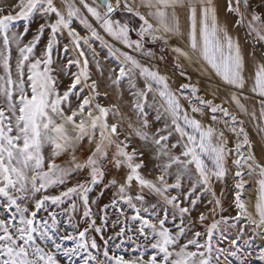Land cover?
<instances>
[{"label":"snow or ice","instance_id":"6c2138e0","mask_svg":"<svg viewBox=\"0 0 264 264\" xmlns=\"http://www.w3.org/2000/svg\"><path fill=\"white\" fill-rule=\"evenodd\" d=\"M61 3L63 10L57 0H17L15 5L0 0V264H62V258H67L70 264L74 257H80V264H232L230 256L239 264H264V245L255 244L257 237L264 241V147L257 158L244 121L224 107L226 103L234 104L255 120L256 112H250L241 99L259 100V118L264 120V62L255 64L249 72L239 41L230 35L227 22L219 20L215 0H61ZM142 8L147 11L142 12ZM226 11L236 17V25L247 21L248 34L254 35L257 42H264V0H260L259 11L253 9L252 0H226ZM117 13L138 18L139 27H134L129 20L122 22L116 18ZM34 16L45 22L26 41L28 24L17 32L13 31L14 22L29 21ZM77 20L88 30L87 35H81L73 27ZM46 29L50 30L49 37L37 56L35 50ZM65 32L72 51L77 53V58L68 59L67 64H75L79 71L72 73L70 85L61 92L52 74V65L54 51L61 50L60 36ZM132 32L138 39H132ZM173 39L177 44L171 51L178 58L200 63L202 72L219 79L213 99L199 95V87L191 83L181 84L172 91L166 76L137 58V54L147 58L154 55L145 49V43L161 42L168 46ZM94 41L107 48L105 59L111 57L118 62L110 69L115 74L108 77L112 84L119 87L124 80L128 82L133 96L132 109L140 122L134 129L135 135L145 144L157 146L156 159L160 162L156 167L160 174L155 180L141 174L143 152H139L141 159L137 162L138 150H128L130 137L121 131V121L109 123L110 116L122 119L120 109L95 102L100 93L97 81L91 78L85 50L86 46L99 69L101 65L96 58L100 53ZM180 41L185 45L181 46ZM62 51L69 53V45L64 44ZM138 78L144 80L143 89L137 88ZM219 88L224 89L226 98L214 103ZM84 89H88L87 94H83ZM149 94L153 104L159 97L156 121L165 119L163 128L151 135L145 111ZM182 100L188 102L192 114H211L212 123L206 126L190 115ZM217 113L229 118L222 123L237 137L234 148L228 147L224 132L212 126L217 122ZM128 127L133 125L129 123ZM260 131L264 132V128ZM174 133L178 139L169 144ZM85 138L95 144V150L83 163H78L75 152ZM113 146L115 152L109 157ZM175 148H180L179 155L172 154L171 149ZM233 153L236 215L221 216L220 220L206 225L204 232L193 230L194 226H189L191 220L186 221L185 216H191L200 197L190 199L189 206H182L180 197L168 195L169 190L181 188L183 176L188 175L190 179L194 176V182L186 198L198 186L215 197L212 181L226 177L227 160ZM64 154H71L68 167L56 163V158ZM105 161L117 169L126 168L127 172L123 182H110L113 186L118 184L115 193L118 199L114 198L111 206L123 217L122 226L114 236L101 237V247L95 238L88 236L90 229L97 233L103 231L92 218L88 193L89 184L95 185L105 178ZM174 166L175 183L170 184L166 176L171 175ZM83 169L90 170L87 182H77L58 194L50 191L66 186L73 172ZM254 174L258 177V190L246 200L244 176ZM134 183L139 185L140 193L130 194ZM144 189L162 199L159 212L156 204L150 208L144 206ZM77 199L82 202V217L87 226L80 230L79 224L72 223L70 217L73 231H67L52 209L70 201L64 211L75 212ZM118 200L133 209L131 216L118 207ZM214 202L221 211L225 210L220 199ZM215 210L212 209L213 213ZM169 218L174 229L167 226ZM178 218L179 223H175ZM207 219L200 214L201 224ZM117 222L120 223L119 218ZM222 224L227 227L222 228ZM133 231L143 238L142 242L133 240L129 235ZM124 237L136 243L138 255L130 258L118 255L116 249L121 248L122 240L109 246L110 241ZM66 242H71V246ZM148 249L153 251L146 257Z\"/></svg>","mask_w":264,"mask_h":264},{"label":"rangeland","instance_id":"374dc122","mask_svg":"<svg viewBox=\"0 0 264 264\" xmlns=\"http://www.w3.org/2000/svg\"><path fill=\"white\" fill-rule=\"evenodd\" d=\"M223 4H218L217 0L215 3L218 6L219 11V20L221 23H226L228 31L230 35L233 37L234 40L239 41L247 60L248 70L251 72L255 66V64L264 62L262 61V53L255 47L254 44V35H249L247 30V21H245L244 25H236L235 20L236 17L232 14L227 13L226 11V0H222ZM17 0H7L8 4L15 5ZM253 9L256 11L260 10V0H252ZM57 5L61 7L63 10V6L61 0H57ZM6 6V5H5ZM141 11L146 12V9H141ZM13 14H15L13 12ZM116 18L121 19V21L129 20L130 23L138 28L139 27V20L138 18H130L127 13H117ZM45 21L39 17L34 16L29 21L20 20L14 22L13 31L21 32L25 24L29 26V33L25 37V40H31L32 37L36 34L37 29L41 23ZM73 27L77 29L81 33V35H87L88 30L84 28L83 25L79 23V21H74ZM50 30L46 29L43 36L41 37L40 44L37 46L35 50V54L39 56L44 49L45 44L47 43L49 37ZM103 35V32L101 31ZM132 39H138L135 32L131 34ZM247 35V37H246ZM106 39H108L106 37ZM264 48V42H261ZM64 44L69 45V53L65 54L62 51ZM94 47L100 53V56L96 59L99 60L101 67L97 69L95 62L92 61L91 52L87 50L85 46L86 54L89 57L90 65L89 70L91 74V78L96 80L98 83V91L100 95L96 98L97 103H100L103 106L110 107L115 105L117 108L120 109L122 114L121 117H111L109 118V123L115 122L116 120L121 121V131L130 137V147L129 151L132 148H136L138 150L137 155V162H140L141 157L139 156V152H143V163L144 167L140 170L141 174L150 180H155V178L160 174V169L156 167V165L160 162L156 159L155 148L157 146L152 144H145L144 141L140 140L139 137L135 135L134 129L140 126V122L137 120L136 114L132 109V100L133 96L131 95V91L128 87L127 80H124L119 87L113 85L111 80L108 78L110 75L114 77V73H111L110 69L117 66V61L114 58L107 56V48H104L99 41L93 42ZM177 41L175 39L169 41L168 46H163L161 42L145 43V49H150L154 55L151 58L141 57L137 54V58L141 59V62L153 70L159 71L161 75L167 77L168 85L172 91H176L179 89L181 84L191 83L199 87L200 93L204 98L213 99L212 93L218 89L220 84L219 79L216 78L214 75H210L208 73H204L201 71V64L198 62H189L185 59L178 58L177 54L171 51V47L176 46ZM180 45L184 46L185 42L180 41ZM122 47V46H121ZM59 48L61 49L58 53L54 51V64L52 65L54 71L53 76L56 78L57 85L59 91L63 92L67 89L72 81V73L78 72L79 69L75 64L68 65V59H76L77 53L72 51V45L70 43V38L67 36L65 32L62 36H60V45ZM15 56V52L13 53ZM82 59V58H81ZM196 58L193 57V61ZM179 65V66H178ZM63 69V70H61ZM169 70V71H168ZM183 72V75L181 74ZM137 88L143 89L144 88V80L143 78H138L137 81ZM132 91H135L134 89ZM88 89H84L83 94H87ZM218 98L214 100V103H221L222 99L226 98V94L223 88H219L217 93ZM75 100V97H73ZM241 102L245 104L248 110L255 111L257 115V119H252L249 115H244L234 104L226 103L224 107H227L230 112L236 114L238 119L244 121V128L249 135V139L254 146V152L257 158L260 157L261 148L264 147V132H261L260 129L264 128V120L260 119V103L259 100L253 101L252 99H241ZM181 103L184 105L186 109H189L190 115H195L197 119L202 120V122L207 126L211 122V114L201 116L200 114H192L190 112L189 104L186 100H182ZM159 106V97H157V103L153 104L152 94H149L148 97V106L145 107V111L147 112L148 121H149V134L155 132L158 128H163L165 119L162 117L159 122L156 121L157 116V108ZM217 122H215L212 126L216 127L218 131H223L225 137L228 140V147L234 148L235 143L237 142V137L233 134L229 127L225 126L222 121L228 120V117H223L221 113H217ZM131 123L133 125L132 128H129L128 125ZM170 123V122H169ZM124 137L121 136V139ZM97 139H99V135L97 134ZM178 139L177 134H173V136L169 140V144L176 143ZM95 150V144L89 143L88 139L85 138L77 145V149L75 152L76 161L78 163H83L88 156L92 154ZM173 155H179L180 148L171 149ZM115 152V146L109 149V157L113 155ZM47 154V150H46ZM235 154L233 153L227 160L226 167L229 169L228 174L223 180H216L215 178L212 181V191L215 192V197L211 195L210 192L205 191L202 186H198L196 192L191 196L186 198V194L191 191L190 185L194 182V176L192 179L189 178L188 175L183 176L182 178V186L179 189H170L168 195H176L180 197L182 201V206H189L190 199H195L196 196H199L200 199L198 200L197 204L191 211V216H185V220H191L190 227L194 226L193 230H198L201 232L205 231V226L210 225L215 220H220L221 216H234L236 215V211L233 205L234 200V185L236 181L233 179L234 172L236 171L235 166L232 164V160L235 159ZM166 159V158H161ZM71 162V154H64L60 157L56 158V163L60 164L62 167L70 166ZM104 167L106 168L105 178L98 182L95 185L89 184L90 191L88 193L90 207L93 213L92 218L96 220V226L102 227L103 231L100 233L95 232L94 230L89 231L88 236L90 238H95L98 245L103 247V240L101 237H108L114 236L115 232L119 230L122 226L123 217H119V213L112 208V200L115 197V193L117 192V187L113 186L110 182L112 180H116L118 183L123 182L125 173L127 169H117L113 166L112 163L105 161ZM89 169L83 170H76L73 172L72 177L68 180L66 186H61L59 188L50 189L53 194H58L59 191L64 190L65 187H71L75 185L77 182H87L90 179L89 176ZM171 175L166 176L168 183L172 184L175 183V176L177 173V169L174 166L171 170ZM245 181V199L248 200L249 197H253L258 190V185L256 183L258 177L255 174L252 177L244 176ZM140 193L139 185L134 183L133 189L130 191V194H137ZM145 196L144 206H148L150 208L151 204L157 205V211L161 210L163 205L162 199L156 195L155 193L150 192L148 189H144L143 193ZM118 199V198H117ZM215 199H220L221 205L225 209L221 211L219 207L215 205ZM212 200V203L209 201ZM95 201V203H91ZM69 203H65L60 208H56L53 206L54 211L57 213V219L59 220L61 227L65 228L67 231H73L71 224H69L70 217L72 219V223H78L80 230H82L87 225L84 222L82 217L83 207L82 202L77 199V208L75 212H66L64 211L65 208L69 207ZM138 206H139V202ZM105 205H108L107 209H105ZM118 207L123 208L125 213L128 216L133 214V209L129 208L127 203L124 201L118 200ZM215 208V213H213L212 209ZM151 210V209H150ZM200 214H204L208 219L201 224L199 222ZM41 215H44L41 213ZM106 215V220H105ZM119 218L120 223L117 222ZM232 221L229 220V223ZM175 223H179V218L176 220ZM167 226L174 229V224L169 218ZM222 228H226L227 225L222 224ZM250 232V229H249ZM235 230H233L232 234L234 235ZM133 237V240L136 243L142 242L143 238L139 237L137 233L134 231L129 233ZM123 241L121 248L116 249V253L118 255H123L125 258H130L131 256L138 255L139 252L136 250V243L133 241L128 240L126 237L120 239H114L109 242V246L113 247L116 243H121ZM68 246H71V242H66ZM255 244L257 245H264V241H262L259 237L255 239ZM224 247H227V242H225ZM153 250L148 249L146 252L147 255H150ZM101 259L103 257L101 256ZM223 259V257L221 258ZM229 260L232 261V264H239V261L235 257H229ZM62 264H69L67 258H62ZM70 264H80V257H74Z\"/></svg>","mask_w":264,"mask_h":264},{"label":"bare ground","instance_id":"6f19581e","mask_svg":"<svg viewBox=\"0 0 264 264\" xmlns=\"http://www.w3.org/2000/svg\"><path fill=\"white\" fill-rule=\"evenodd\" d=\"M247 37V35H246ZM248 38V37H247ZM254 44L256 45L255 47L262 53L263 57H264V48L262 46L261 42H257L256 40L253 41ZM169 71V70H168Z\"/></svg>","mask_w":264,"mask_h":264},{"label":"crops","instance_id":"0c3cea01","mask_svg":"<svg viewBox=\"0 0 264 264\" xmlns=\"http://www.w3.org/2000/svg\"><path fill=\"white\" fill-rule=\"evenodd\" d=\"M89 2H91V0H89ZM218 4L220 5V3L223 4V1L222 0H217ZM143 9V8H142ZM143 12V11H142Z\"/></svg>","mask_w":264,"mask_h":264}]
</instances>
